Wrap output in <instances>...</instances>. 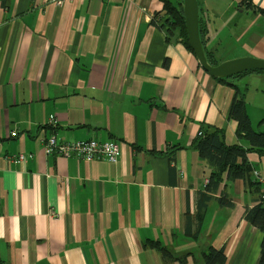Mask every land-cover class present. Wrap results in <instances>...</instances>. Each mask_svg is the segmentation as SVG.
Listing matches in <instances>:
<instances>
[{
	"label": "crops",
	"instance_id": "0c3cea01",
	"mask_svg": "<svg viewBox=\"0 0 264 264\" xmlns=\"http://www.w3.org/2000/svg\"><path fill=\"white\" fill-rule=\"evenodd\" d=\"M161 9L159 0H0V264H202L209 247L224 264H256L262 234L243 215L258 196L223 177L197 221L211 169L191 144L208 125L227 146H245L227 118L234 87L264 133V73L257 93L252 76L216 81L151 24ZM205 10L200 40L215 65L264 60V0H208ZM223 13L239 14L232 28ZM226 38L233 46L220 50ZM49 136L112 141L119 156H46ZM247 160L261 194L264 155Z\"/></svg>",
	"mask_w": 264,
	"mask_h": 264
},
{
	"label": "trees",
	"instance_id": "16d2710c",
	"mask_svg": "<svg viewBox=\"0 0 264 264\" xmlns=\"http://www.w3.org/2000/svg\"><path fill=\"white\" fill-rule=\"evenodd\" d=\"M162 9L157 16H154L151 24L159 23L161 28L165 30L167 42H180L190 52L191 49L187 44V34L184 25V18L182 12V0H177V4H173L171 0H159ZM198 4V3H197ZM198 10L200 12L199 6ZM264 17V12L261 14ZM202 26L199 20V36L201 37ZM210 65L211 63L206 56ZM255 73H264L261 71H254ZM248 73V72H246ZM242 73L235 78H241ZM216 81H224L215 79ZM234 96L229 106L227 118L236 123L235 136L241 144L226 145L224 142V132L216 127L202 125L198 136L192 142V149L197 153L199 159L211 169L208 182L204 186V194L200 195V205L195 213L197 221L202 219L203 211L206 204L210 201L212 194H214L218 186L225 177L226 181L234 182L240 180L243 182L247 191H251L260 196L259 183L251 178L253 167L247 160V154L254 153L257 156L264 155V133L255 132L250 125L249 117L246 113L245 102L243 95L234 87ZM202 198V199H201ZM219 203L226 205L227 203L220 199ZM244 221L247 224L257 229L262 234V239L259 247V256L256 264H264V203H259L252 208L246 209L243 215ZM199 225V224H198ZM162 257H171V255L158 242H148L144 244ZM176 260V259H174ZM199 262L202 264H224L225 257L222 250H216L212 247L203 253ZM181 263V261H180Z\"/></svg>",
	"mask_w": 264,
	"mask_h": 264
},
{
	"label": "water",
	"instance_id": "95a60500",
	"mask_svg": "<svg viewBox=\"0 0 264 264\" xmlns=\"http://www.w3.org/2000/svg\"><path fill=\"white\" fill-rule=\"evenodd\" d=\"M182 12L187 34V44L194 54L200 68L214 79L225 80L246 72H264V60L243 57L210 65L199 36V10L197 0H182Z\"/></svg>",
	"mask_w": 264,
	"mask_h": 264
},
{
	"label": "built area",
	"instance_id": "2783aa9c",
	"mask_svg": "<svg viewBox=\"0 0 264 264\" xmlns=\"http://www.w3.org/2000/svg\"><path fill=\"white\" fill-rule=\"evenodd\" d=\"M63 0H50L54 5H60ZM14 136V134H11ZM46 156L56 154L63 158L73 157L76 161L92 162L98 160H105L108 163H115L119 156V145L112 141H97L94 139L86 141H74L66 143H58L54 136H49L44 141L43 147ZM24 157L18 155L15 159L16 163H22ZM255 174V172H253ZM264 203V192L260 194L255 205ZM1 204V200H0Z\"/></svg>",
	"mask_w": 264,
	"mask_h": 264
},
{
	"label": "rangeland",
	"instance_id": "374dc122",
	"mask_svg": "<svg viewBox=\"0 0 264 264\" xmlns=\"http://www.w3.org/2000/svg\"><path fill=\"white\" fill-rule=\"evenodd\" d=\"M172 2H173V4H177V0H171ZM197 3H198V6H199V9H200V12H199V14H206V7L208 6V0H197ZM232 13H234V12H232ZM224 14V13H223ZM225 15V14H224ZM239 14H226L225 15V17H224V19L223 20H226L227 21V25H226V28H232V24H234L235 22H236V16H238ZM199 20H201L200 19V17H199ZM239 20H244V21H246V23L249 21H251L252 22V20H253V17L252 16H245L244 18H241V19H239ZM239 20H237V21H239ZM211 21H213V23H214V20L212 19ZM263 23H261V24H258V31H262L263 33H264V19H262L261 20ZM239 30V29H238ZM238 30H234V35H233V37L234 38H236L237 37V34L240 32V31H238ZM230 36H232V33L230 34ZM239 44H237L236 45V47L238 46ZM233 46V43L231 42V40L229 39V38H226L223 42H222V45H221V47H220V50H225L226 51V49L227 48H231ZM233 50H235V49H233ZM225 51H223L222 53H224ZM241 53V52H240ZM240 53L239 54H237V56H239L240 55ZM220 58V56H218L217 57V59H219ZM209 59V58H208ZM237 59V58H236ZM216 60V59H215ZM233 60V59H232ZM209 61L211 62V63H215L214 61H212L211 59H209ZM255 74V75H254ZM256 74H262V73H255V72H248V73H246V74H244L242 77H241V79L242 78H244V77H250V76H252V77H250V79H252L253 80V84H252V86H253V88L255 87V89H257L256 90V92L255 93H257V92H261V90H262V83H264V81H262V83H261V81H257L256 79H255V77L254 76H256ZM258 76H260V75H258ZM226 80H235V76H232V77H230V78H227ZM252 97V96H251ZM254 99L257 101V103L258 104H260V103H262L261 101L263 100L262 99V96H254Z\"/></svg>",
	"mask_w": 264,
	"mask_h": 264
}]
</instances>
